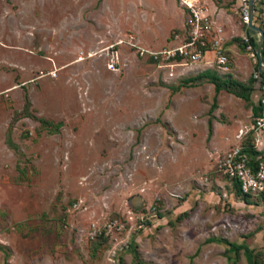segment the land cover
Returning <instances> with one entry per match:
<instances>
[{
    "label": "rangeland",
    "instance_id": "1",
    "mask_svg": "<svg viewBox=\"0 0 264 264\" xmlns=\"http://www.w3.org/2000/svg\"><path fill=\"white\" fill-rule=\"evenodd\" d=\"M205 4L233 68L220 6L245 25ZM184 20L178 0H0V264H264V203L220 170V90L247 83L141 52Z\"/></svg>",
    "mask_w": 264,
    "mask_h": 264
},
{
    "label": "built area",
    "instance_id": "2",
    "mask_svg": "<svg viewBox=\"0 0 264 264\" xmlns=\"http://www.w3.org/2000/svg\"><path fill=\"white\" fill-rule=\"evenodd\" d=\"M230 1H233L245 29L248 28L249 0ZM178 2L185 17L181 33H177L174 36L175 41L167 47L154 51L142 49L141 52L146 51L160 63L180 65L203 62L227 70L229 61L223 37L220 35V28L214 25L205 0H178ZM252 23L264 30V4L260 0L253 1ZM178 38L179 40L176 41ZM242 40L254 62L251 77L261 88L258 99L259 111L253 118L251 129L264 131V58L262 51L261 58L257 56L256 47L247 34L242 36ZM263 48L264 41L262 50ZM50 73L54 75V72ZM256 161L257 163L253 164L241 145H237L220 159V170L223 175L237 182L242 196L260 199L264 203V156H257Z\"/></svg>",
    "mask_w": 264,
    "mask_h": 264
},
{
    "label": "crops",
    "instance_id": "3",
    "mask_svg": "<svg viewBox=\"0 0 264 264\" xmlns=\"http://www.w3.org/2000/svg\"><path fill=\"white\" fill-rule=\"evenodd\" d=\"M226 2V0H223ZM229 1V0H227ZM228 3H225L227 5ZM235 9V5L233 4ZM233 9V8H232ZM236 10V9H235ZM220 11L225 13V20L227 23L225 27L223 26L226 33L231 34L236 30V36L242 38L244 34H246V30L239 28V24L234 21L235 15L233 12L228 11L227 7L220 6ZM183 12V11H182ZM184 15V14H183ZM232 22V24L230 23ZM237 28V29H236ZM255 39L258 41V35L252 34ZM239 50V49H238ZM236 54H238V60L235 62L233 68H229L227 70H221L222 72L228 71L231 73L232 78L238 81L246 82V95H248L249 99H244L240 96H237L233 93H228L225 90H220V147L229 146L230 144L236 145L241 138V133L245 132V129L249 127V122L247 119L252 117L254 118L258 112L253 111V106L255 108L259 107V95H260V86L257 81H254L249 78L251 76L252 70L254 68V64L252 60L248 57L247 52L242 53L243 51L235 50ZM207 64V63H203ZM202 64V67L205 66ZM194 66H201V65H194ZM193 65L191 68H195ZM237 98L239 102L243 103V111L238 110L235 106L231 105L229 101L234 100ZM228 102V103H227ZM232 102V101H231ZM256 113V114H254ZM215 116V115H214ZM253 121V119H252ZM252 123V122H251ZM256 147L261 154L264 155V131L257 130L254 131ZM260 154V155H261Z\"/></svg>",
    "mask_w": 264,
    "mask_h": 264
},
{
    "label": "trees",
    "instance_id": "4",
    "mask_svg": "<svg viewBox=\"0 0 264 264\" xmlns=\"http://www.w3.org/2000/svg\"><path fill=\"white\" fill-rule=\"evenodd\" d=\"M255 10H256V8H255ZM245 30H246V34L249 36V39H250L251 43L253 44L254 47H256V46H257V40H256L255 37L250 33V30H249L248 28H246ZM262 56H263V58H264V48H263V50H262ZM204 76H205V75H204L203 73L197 75L198 78H203ZM214 79H215V78H214ZM251 79L254 80L253 78H251ZM212 83L214 84V86H215V90H216V91H219L221 85L223 84V83L220 82V81H217V82H216V81H212ZM238 96H240V97H242V98H244V99H246V98L249 99L248 95H238ZM215 107H216V98L213 99V102H212V104H211V106H210V109L213 110ZM257 109H258V111H259V107L255 108V107L253 106V111H254V112H256ZM254 114H256V113H254ZM257 114H258V112H257ZM257 114H256V115H257ZM256 115H255V116H256ZM241 147L243 148V151H245V152L247 153V155H248L250 161H251L253 164H256V163H257V161H256V157L259 156L260 153H259L257 150H255V149L253 148V145H251V144L249 143V144H245V145H243V146L241 145ZM232 181L234 182L237 191L240 193V190H239V187H238L237 182H236L235 180H232Z\"/></svg>",
    "mask_w": 264,
    "mask_h": 264
},
{
    "label": "water",
    "instance_id": "5",
    "mask_svg": "<svg viewBox=\"0 0 264 264\" xmlns=\"http://www.w3.org/2000/svg\"><path fill=\"white\" fill-rule=\"evenodd\" d=\"M253 1L254 0H249L250 20H249L248 28H249L251 34H257L259 37L258 41H257L256 52H257V56L259 58H261V51H262V46H263V41H264V30L252 23Z\"/></svg>",
    "mask_w": 264,
    "mask_h": 264
}]
</instances>
